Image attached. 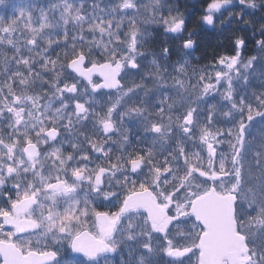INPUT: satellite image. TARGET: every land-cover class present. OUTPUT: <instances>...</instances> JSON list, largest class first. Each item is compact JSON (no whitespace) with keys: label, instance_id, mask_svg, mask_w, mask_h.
Here are the masks:
<instances>
[{"label":"snow or ice","instance_id":"1","mask_svg":"<svg viewBox=\"0 0 264 264\" xmlns=\"http://www.w3.org/2000/svg\"><path fill=\"white\" fill-rule=\"evenodd\" d=\"M0 7V264H264V0Z\"/></svg>","mask_w":264,"mask_h":264},{"label":"rangeland","instance_id":"2","mask_svg":"<svg viewBox=\"0 0 264 264\" xmlns=\"http://www.w3.org/2000/svg\"><path fill=\"white\" fill-rule=\"evenodd\" d=\"M9 2L10 3L11 2H19V0H9ZM3 8H5V7H0V10L3 9ZM9 11H10V9L7 8L6 10H1L0 14H7Z\"/></svg>","mask_w":264,"mask_h":264},{"label":"trees","instance_id":"3","mask_svg":"<svg viewBox=\"0 0 264 264\" xmlns=\"http://www.w3.org/2000/svg\"><path fill=\"white\" fill-rule=\"evenodd\" d=\"M209 51H210V49H209ZM203 62V61H202Z\"/></svg>","mask_w":264,"mask_h":264}]
</instances>
